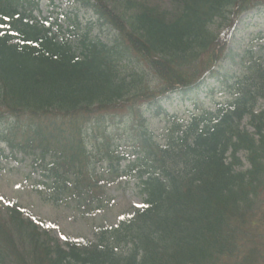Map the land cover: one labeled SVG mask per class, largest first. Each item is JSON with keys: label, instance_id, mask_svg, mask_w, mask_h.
I'll return each instance as SVG.
<instances>
[{"label": "trees", "instance_id": "1", "mask_svg": "<svg viewBox=\"0 0 264 264\" xmlns=\"http://www.w3.org/2000/svg\"><path fill=\"white\" fill-rule=\"evenodd\" d=\"M36 1L0 0V124L11 121L0 142L8 157L17 149L31 156L56 200L75 203L77 195L81 211L108 206L105 175L136 179L144 201L97 241L60 245L0 198V264H264V110L255 112L264 101L261 57L249 52L231 101L190 114L186 125L171 116L163 143L139 130L137 156L122 171L125 155L86 128L93 115L103 124L114 111L139 121L143 104L161 113V99L199 88L223 57L221 31L264 0H120L116 7L86 0L116 33L109 45L87 33L72 44L49 19L33 17ZM129 54L159 89L144 73L122 71ZM102 161L106 174L95 168ZM69 178L74 191L63 186Z\"/></svg>", "mask_w": 264, "mask_h": 264}, {"label": "rangeland", "instance_id": "2", "mask_svg": "<svg viewBox=\"0 0 264 264\" xmlns=\"http://www.w3.org/2000/svg\"><path fill=\"white\" fill-rule=\"evenodd\" d=\"M151 1L165 4L167 0ZM112 2L107 3V6L116 7L120 0ZM38 9V15L41 18L50 17L52 21H57L62 33L67 29L71 30L74 26L77 27V33L88 32L87 28L90 29L89 39L98 40L107 45L112 44L115 38L116 33L103 23L100 25L92 11L83 7L80 0H41ZM96 22L97 25L92 27ZM226 33L221 34L220 38L224 44L223 48L226 49L224 58L213 68L215 74L195 92L192 91L186 95L175 94L168 99H161L158 102L164 111L161 113H157L155 105H143L140 108L142 117L139 121H133L125 110L114 111L110 117L103 118V124L102 121L95 120L97 115H93L90 124L86 126L88 134L94 131L93 135L98 138L99 142L102 134L105 133L109 136L108 143L113 147H118L119 152L129 156L132 161L137 156L136 143L139 130L150 134L153 141L163 143L165 132L170 125L169 117L177 116L187 121L190 112L202 109L213 111L217 103L230 100L228 86L231 85L232 78L245 72L250 56L249 51H252L251 54L254 57H261L264 62V49H261L264 47V42L256 40L250 43L256 38L264 37V8L243 14L235 21L233 33ZM74 37L75 35H72L70 40L72 44H75ZM122 65L123 72L133 70L144 73L148 82L151 83V89H159L158 80L130 54ZM258 108L263 109L264 102H258ZM97 122L101 123L93 126ZM3 128L5 125H0V132ZM95 128L97 131L94 130ZM88 148H92L91 143L88 144ZM9 150L0 144V196L20 206L31 219L46 223L49 233L59 243H63L65 238L87 241L97 239L101 229L114 225L124 211L142 206L143 197L137 189L135 180L117 181L114 179L112 181L110 177H107L105 192L110 206L94 213L93 217L81 218L80 214L69 205L63 202L56 204L49 198L48 190L35 182L39 180V177L38 174L32 173L33 169L30 168L27 157L22 159L18 152H15L17 161L5 159ZM238 158L242 164L240 171H244L248 167L245 154L239 153ZM126 163L121 165V169ZM103 166L106 167L104 164ZM96 171L104 173L99 163L96 164Z\"/></svg>", "mask_w": 264, "mask_h": 264}]
</instances>
